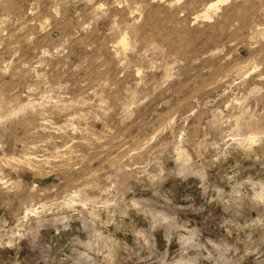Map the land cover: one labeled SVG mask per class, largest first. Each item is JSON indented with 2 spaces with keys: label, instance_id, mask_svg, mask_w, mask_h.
Listing matches in <instances>:
<instances>
[{
  "label": "rangeland",
  "instance_id": "obj_1",
  "mask_svg": "<svg viewBox=\"0 0 264 264\" xmlns=\"http://www.w3.org/2000/svg\"><path fill=\"white\" fill-rule=\"evenodd\" d=\"M0 0V264H264V0Z\"/></svg>",
  "mask_w": 264,
  "mask_h": 264
},
{
  "label": "bare ground",
  "instance_id": "obj_2",
  "mask_svg": "<svg viewBox=\"0 0 264 264\" xmlns=\"http://www.w3.org/2000/svg\"><path fill=\"white\" fill-rule=\"evenodd\" d=\"M222 1H226V0H217L216 2L214 1L213 3H211L209 5V9H215V7L218 6V3L222 2Z\"/></svg>",
  "mask_w": 264,
  "mask_h": 264
}]
</instances>
